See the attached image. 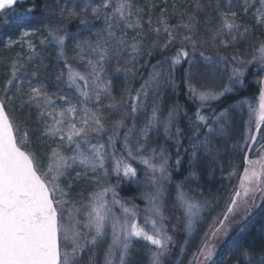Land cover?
Masks as SVG:
<instances>
[{
    "label": "snow or ice",
    "instance_id": "6c2138e0",
    "mask_svg": "<svg viewBox=\"0 0 264 264\" xmlns=\"http://www.w3.org/2000/svg\"><path fill=\"white\" fill-rule=\"evenodd\" d=\"M25 2L32 0H0V20L11 19L4 15L7 12L16 16V6ZM56 2L59 13L45 2L41 19L47 23L43 25V35L37 36L41 32L38 25L25 22L16 38L7 35L5 40L6 47H26L27 54L17 52L10 59L9 78L0 88V264H98V256L99 264H134L136 241L149 246L147 264H164L175 246L167 223L170 217L165 212L169 185L175 191L174 206L182 210L184 217L187 235L182 250L199 236L189 264H217L216 239L227 235L230 218L242 203L247 204L250 193L259 191L264 197V187L255 168L245 167L238 189L217 208L218 201L195 195L191 185L199 179L202 168L216 161L221 148L230 146L233 154L255 151L252 145L264 150V81H258V107L247 102L249 113L241 139L231 143L236 114L243 112L245 103L235 102L234 97L245 86L250 67L258 66L259 71H264V38L252 33L255 25L264 29V0H259L253 12L255 25L239 23L238 12L233 10L238 7L247 13L250 0H241L239 6L226 0L223 7L217 0L213 10L219 23L206 27L203 33L198 16L211 17L200 3L191 12H180V23L170 24V16L178 10L175 3L172 13L165 6L156 15L155 4L146 10L134 0ZM162 3L167 5V0ZM35 7L33 3L19 15L30 16ZM74 21L95 39H82L78 33L70 32L69 25ZM97 22H101L99 26ZM129 29L135 32L131 39ZM247 40H255L246 49L253 53L250 59L242 57L237 47ZM69 44L73 46L71 58ZM48 47L57 49L52 57L56 63L51 68L46 63ZM154 55L159 60L150 65L148 79L138 89L126 87L118 101L112 95L113 80L107 66L115 60L114 73L135 80L139 59ZM36 61L39 65L30 71L28 65ZM122 64L130 66L121 67ZM180 68L187 99L196 106L191 116L178 100L165 108L160 95L162 88L174 93L179 88L175 73ZM51 76L58 85L62 82L71 89L74 96L51 91L45 82ZM104 97L109 101L106 105L102 103ZM25 107L35 110L29 112V117L35 115L43 125L42 136L58 142L54 147L37 149L30 138L29 125L20 126L14 112ZM104 107L121 112V116L106 121ZM205 109L210 114H205ZM129 116H143V127L137 130L135 123L127 127L125 119ZM182 117L188 121L190 153L181 140L185 136L180 126ZM121 128L126 132L123 149L118 153L116 143ZM160 128L166 139H175L174 161L164 147L147 148L150 134ZM107 131L112 134L104 143L99 142ZM181 151L189 155V171L184 181L176 183L169 169H181ZM242 159L254 164L247 155ZM77 167L81 171L73 173L71 170ZM90 173L98 175L85 183L95 184L96 190L81 200L73 198V183L62 181L80 180ZM113 175L116 184L111 183ZM122 183L143 189L140 199L146 201L144 209L119 196L117 188ZM117 207L119 213L114 210ZM214 210L216 214L209 216ZM101 245L103 251L97 252ZM233 247L242 252L237 264H264V249L258 254L245 251L239 241H234Z\"/></svg>",
    "mask_w": 264,
    "mask_h": 264
},
{
    "label": "rangeland",
    "instance_id": "374dc122",
    "mask_svg": "<svg viewBox=\"0 0 264 264\" xmlns=\"http://www.w3.org/2000/svg\"><path fill=\"white\" fill-rule=\"evenodd\" d=\"M35 0H32L30 4H28V8L33 6ZM217 2V0H167V5H164L162 3V0H134V3L139 4L142 7L147 8L148 6L151 7V5L155 4L156 7L154 8V13L156 15L159 14L161 7H167L169 13H172V4L175 3L178 5V10L176 13L172 14L169 19L170 24H178L181 22V17H180V12L183 11H188L191 12L194 10L195 5L197 3L205 5L204 12L208 13V15L211 17V21H213L215 24L219 23V16L216 12L212 11L213 9V2ZM221 1V0H219ZM45 2H47L48 7L53 10L56 13L60 12V5L56 2V0H44L43 3L40 6L35 7L33 13L25 16H20L19 13L22 10L20 6L16 7L17 15L12 16L11 12H7L4 15L11 17L10 20H0V88L3 87L4 82L9 78V61L11 58L15 56L17 52H23L24 54H27V48H20L18 45H14L11 47H6L5 46V40L7 38V35H11L13 38H16L20 32V27L23 23L27 22L30 24H35L38 25L41 28V32L37 34V36L43 35V25L44 23H47V21L42 20V15L44 13V5ZM63 2L71 3V0H63ZM85 0H77V3H83ZM92 3L98 2V0H91ZM237 6L240 5L241 0H234L233 2ZM251 7L248 9L247 13H242L239 11L238 7L234 8L233 10L238 12L237 15V21L241 24H244L241 20V14L242 16L247 17L248 20L252 24H254L255 20L253 19V12L257 7H259V0H250ZM221 6L223 7L224 2H220ZM32 5V6H31ZM148 5V6H147ZM25 9V8H23ZM91 18V17H89ZM148 17L145 16V20ZM153 19H155V15L153 16ZM199 21L204 20L205 18L202 15L198 16ZM78 22H72L69 25V31L72 33H78L80 38L82 39H95V37L92 35L91 32H88L86 30H83V26H77ZM101 22H97V26L100 25ZM200 25V23H199ZM257 26V25H255ZM147 24H145V28H147ZM135 35V32L131 29L128 30V39H131ZM154 36V34H153ZM151 39V37L149 38ZM149 39L145 40V43L149 42ZM241 48H246L245 44H240ZM68 56L71 58L73 56V46L72 44L68 45ZM46 52L49 56V59L46 61L48 64L49 68H51L56 61L52 59L57 53V49L53 47H48L46 49ZM240 55L244 58L250 59L253 53L251 51H246L245 49H242L240 51ZM154 60V61H153ZM157 60H159L158 55H154L152 58H144L141 57L138 61V72L142 69V67L148 69L147 70V75L144 80H147L149 77V73L152 71V68L150 65H155L157 63ZM71 62L73 64L76 63L74 59H71ZM39 65V61H36L35 63H30L28 65V69L31 71L35 69ZM142 65V67H140ZM62 67V65H60ZM116 66V61H112L107 67L110 71V78L113 80V85H112V95L116 97V99L119 101L120 96V91H124L126 87H131L133 81L131 80H124L123 77L124 75L122 73H114V68ZM124 66H130V65H124L122 64L121 67ZM78 67H83V65H78ZM164 68H167V65H163ZM136 70V69H134ZM221 70H225V66L221 65ZM227 70L230 71V66L227 67ZM43 78V77H42ZM264 81V77L263 80ZM48 84V87L51 91H59L60 94L63 95H68L70 97L74 96V92L65 87L63 83L61 82L59 85L55 81L54 76H51L48 80L45 81ZM2 86V87H1ZM117 89V93H116ZM171 94V89L170 88H162L160 95L163 97L162 103L167 108L168 105L170 104V99L167 97H170ZM156 97H153L155 99ZM73 102H76L73 100ZM103 104H108L109 101L107 97H104L102 100ZM57 104L60 105L61 107H65V105H62L60 101H57ZM259 105V104H258ZM91 107H96L95 105H91ZM32 111L34 112V109H29L28 107H25L23 109L17 108L14 112V115L20 119L21 127H24L25 124H28L31 131H30V138L32 139L34 145L36 146L37 149H43L44 151H47L49 146L54 147L57 141H53L52 139H49L48 137H44L41 135V132L43 130V125L40 124L37 120V117L35 115H32L29 117V112ZM103 114L105 116L106 121H113L117 119L118 117L121 116V112L112 110L108 107H104L102 109ZM248 113L249 109L247 105L243 106V112L242 113H237V121L239 122V127L236 128L235 136L231 140V143H235L238 141L239 136L241 139V130L244 126V122L247 121L248 119ZM129 117L125 119V122L128 120ZM145 122V118L143 116L140 117H132L131 122H130V127L135 123L137 130L139 128L143 127ZM110 126V125H109ZM159 130H163L160 128ZM154 131V132H159ZM136 137H134L135 139ZM239 139V140H240ZM95 142V141H94ZM99 142L104 143V138L101 139ZM153 143H149L147 145V148H152V147H160L156 145H152ZM147 150V149H146ZM242 153L239 151L236 152V154H233V150L229 146L227 149L221 148L217 157L216 161L212 162L208 167L202 168V170L199 173V179L191 185L193 189H196L195 195L201 197V198H207L211 201H218L219 203L217 204V208L221 207L222 205L225 204V201L227 199V196L229 192L232 190L234 187V184L238 180V175L240 173V157ZM73 173L77 171H81L80 168H73L71 170ZM235 171L236 175H229ZM98 175V173H90L87 176L81 177L80 180L76 181H62V183H68L72 182L73 183V188L71 189V196L77 200L83 199L85 196H87L88 193L96 190L95 184H89L85 183L91 176ZM243 176V175H242ZM103 181V178L101 177V182ZM197 184L199 185V188L197 189ZM215 210L210 212L208 215H215ZM257 220L262 223L261 228L259 229V233H262L263 231L261 229L264 228V207L259 211V214L257 216ZM248 230V229H247ZM251 230V228L249 229ZM198 232L202 234V230L200 228L197 229ZM249 234V231H244L243 233H240L236 237V241H239L240 244H243L246 241V238ZM197 237V236H196ZM198 240H196V243ZM149 246H147L145 243L144 245L138 244V241L135 242V246L133 249V258H134V264H147L148 262V252ZM97 252H102L103 251V246H99L96 249ZM89 254H91V250H89ZM192 255H187L183 258V260L179 264H189V261L191 259ZM97 261L99 264V256L97 257Z\"/></svg>",
    "mask_w": 264,
    "mask_h": 264
},
{
    "label": "trees",
    "instance_id": "16d2710c",
    "mask_svg": "<svg viewBox=\"0 0 264 264\" xmlns=\"http://www.w3.org/2000/svg\"><path fill=\"white\" fill-rule=\"evenodd\" d=\"M43 1L44 0H35L34 4L40 6L43 3ZM221 1L226 3V0H221ZM221 1H219V3ZM232 2H234V0H232ZM30 3L31 2H29L28 4ZM215 3L217 2L214 1L213 4ZM27 5L20 7L21 9L28 8ZM149 7L150 6H148L147 8ZM212 11L214 10L212 9ZM239 15L241 16V20L242 22H244L245 25H255V22L254 24H252L250 20L247 19V17L242 16L241 14ZM212 24L215 23L211 21V19L205 18L204 20H201L199 25L200 32L203 33V30ZM252 33L257 38H264V29H261L259 25L253 27ZM254 43L255 40H247L244 43H240L246 45V48H241L240 51L242 49L246 50L251 48L252 44ZM240 44L237 45L238 48L241 47ZM147 70L148 69L142 67V69L137 74L138 78L135 80H131L133 81L132 88L134 89L140 88L141 84L143 83L148 73ZM175 74L179 88L176 90L175 93L171 89L170 97L167 98L170 99V104L178 100L179 103L188 110V115L191 116L192 113L196 111V106L193 102L187 99L186 88L181 83L183 68L178 69ZM263 77H264V71H259L258 66L250 67L248 73L246 74L245 86L238 89L239 94L234 97V101L245 102L244 105H247V102H251L253 108L258 107L260 89H261V84L258 83V81L263 80ZM123 79L130 80V78H126L125 76L123 77ZM123 92L124 91L122 92L120 91V94L118 95L120 96V98L118 99L121 100L123 98L122 97ZM116 93H117V89H116ZM204 111L205 114H210L207 109H205ZM132 117L133 116H129L128 120L125 122L127 127H130V122ZM140 117L138 118L140 119ZM180 126L185 131V136L181 137L183 148H187L188 153H190L192 150L188 140L190 131L188 129V121L183 117L181 118ZM235 126L236 128L239 127V122L237 121V119L235 122ZM119 132H120V138L116 143V148L118 150V153L120 150L123 149L122 140H123V135L126 132V128L119 129ZM111 134L112 133L110 131L105 132L103 134L104 141H106L107 136ZM234 137H238V136H234ZM149 143H153L152 145L166 148L173 157V161H174V158L176 156L175 139H171V140L166 139L163 130H159L158 133L152 132L150 134ZM251 147L256 150L248 153H242L240 157L241 163H240V173L238 175V180L234 184L232 190L229 192L226 201L231 197L232 193L236 189H238L240 184V177H242L245 167H248L250 169L255 168V170L259 173V181L261 182V187H264V159H262V157H264V150L258 149L256 145H252ZM188 153H184L183 151H181V156L183 157V163L179 171L174 170L172 168L169 169L172 172V178L176 183L184 181L185 177L188 176V171H189V166L187 163L189 159ZM243 155H247L248 160L253 161L254 164L252 165L247 164L246 161L242 159ZM171 162L172 161H170V163ZM116 182H117L116 177L114 175L111 176V183L116 184ZM117 191L122 199L135 203L136 205L139 206L140 209H144L146 207V201L140 199V194L143 191V189L137 188L134 184L122 183L121 186L117 188ZM165 205H166L165 208L166 215L170 217L167 223L169 225L170 234L174 236L175 246L172 249L171 256L165 259L164 264H179L185 256L192 255V253L195 251L196 240H199V236L192 239L191 243L187 244L186 249L182 250L181 245L185 244L187 233L185 231L184 217L182 210L174 206L175 191L172 185L168 186V192L167 195L165 196ZM263 207H264V197H262L261 192L257 191L254 194L250 193L247 204L242 203L240 208L237 210L236 214L230 218V223L228 224V228H227V235L226 236L221 235L215 241V245L217 249V255H216L217 264H237V261L240 259L242 252L240 249L233 247V242L236 241V237L240 233H243L245 230L249 231V234L246 238V241L243 244H241L243 245V250L249 252H255L258 254L260 253L261 249H264V228L261 229L263 232L259 233V229L261 228L262 223H260L257 220L259 211ZM114 210L117 211V213L120 212V209L118 207ZM241 228H243V232L240 231ZM250 228L251 230H249ZM138 244L144 245V242L138 241Z\"/></svg>",
    "mask_w": 264,
    "mask_h": 264
},
{
    "label": "water",
    "instance_id": "95a60500",
    "mask_svg": "<svg viewBox=\"0 0 264 264\" xmlns=\"http://www.w3.org/2000/svg\"><path fill=\"white\" fill-rule=\"evenodd\" d=\"M28 2H25V3H21V4H18V5H25V4H27Z\"/></svg>",
    "mask_w": 264,
    "mask_h": 264
},
{
    "label": "bare ground",
    "instance_id": "6f19581e",
    "mask_svg": "<svg viewBox=\"0 0 264 264\" xmlns=\"http://www.w3.org/2000/svg\"><path fill=\"white\" fill-rule=\"evenodd\" d=\"M111 179V178H110Z\"/></svg>",
    "mask_w": 264,
    "mask_h": 264
}]
</instances>
